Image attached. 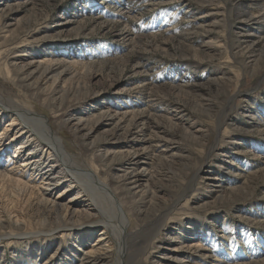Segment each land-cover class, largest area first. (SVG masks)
Segmentation results:
<instances>
[{
	"label": "rangeland",
	"instance_id": "374dc122",
	"mask_svg": "<svg viewBox=\"0 0 264 264\" xmlns=\"http://www.w3.org/2000/svg\"><path fill=\"white\" fill-rule=\"evenodd\" d=\"M0 10V95L46 115L73 160L109 184L117 203L85 180L116 229V210L127 221L114 262L174 264L163 257L185 256L178 243L199 242L183 264H264V0H0ZM14 58L56 62L39 89L56 75L60 106L17 81ZM68 114L85 118L81 134L63 124ZM11 116L0 109V171L14 162L31 189L0 178V264H79L102 252L103 215L85 211L84 193L67 203L78 191L63 192L69 180L44 190L21 166ZM160 144L166 160L156 156L153 179L139 174L151 191L132 202L113 177L128 152Z\"/></svg>",
	"mask_w": 264,
	"mask_h": 264
},
{
	"label": "bare ground",
	"instance_id": "6f19581e",
	"mask_svg": "<svg viewBox=\"0 0 264 264\" xmlns=\"http://www.w3.org/2000/svg\"><path fill=\"white\" fill-rule=\"evenodd\" d=\"M19 47L20 46L18 45V48ZM10 65L13 66L15 70L17 81L23 84L25 88L31 89L38 94L44 93L47 95V99H49L50 102L53 104H59L57 106L61 105V102L64 100L63 95L67 91L65 88L60 89V86L57 84L59 80L57 81L58 78L56 79V75L52 82L44 89H39L41 83L48 82V80L52 78V75H54L53 72L59 69V66L55 61L38 59L22 63L17 58H14L10 62ZM66 72L67 70H62L59 71L58 74H65ZM0 109L2 112L12 114L10 121L11 125L17 126L15 128L13 139H23V141L17 145L18 149L23 150L21 157L23 158L26 156L21 160V166L32 168V173L35 172L40 176L39 178L43 180V184L47 186L44 190H49L56 180H69V184L63 192L78 191L73 198L69 197L67 203L81 204L79 203V197L84 193L83 195L86 196L88 202L82 203L81 205H86L87 210L85 211L90 214L88 209H92V211L103 215V220L100 222L102 230L97 237L96 244L99 245L98 248H104V250L100 253L96 252L97 250L93 254L85 253L79 264H120L117 261H113L112 251L115 248V255H118L119 257L123 255L125 251L126 236L130 235L127 230V221L122 219L121 211L116 210V213L113 215L115 218L114 222H116L117 225L116 229V227L107 220V215L104 213L102 207H100L102 201L99 200V194L94 189L90 188L85 180L90 183L93 182L92 184H97L100 189H104V196L108 198L111 203H117L115 200L117 196L109 187V184L100 180L96 171L83 168L73 160L68 150L64 148L65 146L61 137L53 130L46 115L26 110L20 107L16 101L4 98L1 95ZM63 122L64 125L68 126V128L77 135L81 134L86 127V120L84 117L77 116L76 118H73L72 114H68L66 118L63 119ZM92 129L93 127L89 128L86 133L81 135V137L86 138L87 135L91 133ZM141 152L142 155L138 151L128 152L126 155L127 158H125L124 161V166L122 167L123 169H119L120 174H115L113 180L115 179V181L120 184V189L123 194L130 197L132 202L140 201L144 204L147 199L146 195L150 193L151 190L147 180H144L143 182L140 181L139 174L146 171L147 175H150V179H153L154 172H158L157 168L153 167V162L156 160L157 155L158 157H161V159H157V161L165 159V156H167L166 153L168 152V146L148 145L144 146ZM20 154L21 153H19V156ZM101 157V159H103L106 155H101ZM8 161H10V157L7 159V162ZM12 162L13 161H11V164ZM15 170H17V168L14 167L13 162L7 172L2 173L0 171V178L4 180L7 185L12 187L13 192L15 188L21 191L30 190V182L28 180H23L20 176L15 177L12 174L15 173ZM42 198V204L44 206L51 207V209L56 211L58 210V202L50 201L44 197ZM64 206L67 214L72 212V207ZM117 207L119 208L118 205ZM94 230L95 226L89 227L86 234L94 233ZM191 241L194 240L190 239L189 242ZM198 243L199 242L187 244L184 242L178 243V246L174 247L173 250H184L183 252L186 255L179 258L178 256H175L176 254H167L163 258L169 262L173 261L174 264H183L185 263V260H188L186 259L188 255L187 252H196V250H201V248H203ZM202 256L205 257L207 255L204 254ZM154 263L167 264L165 262ZM192 264L199 263L193 262Z\"/></svg>",
	"mask_w": 264,
	"mask_h": 264
}]
</instances>
